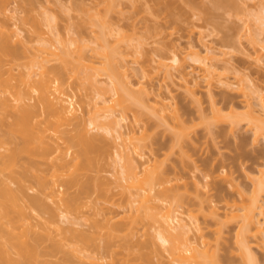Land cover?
Listing matches in <instances>:
<instances>
[{
    "label": "rangeland",
    "instance_id": "rangeland-1",
    "mask_svg": "<svg viewBox=\"0 0 264 264\" xmlns=\"http://www.w3.org/2000/svg\"><path fill=\"white\" fill-rule=\"evenodd\" d=\"M224 1L218 6L217 0H115V7L109 9L107 0H9L6 3L7 10L0 14V26L6 24L15 28L13 25L19 21L15 19L26 15L29 8L33 7L32 9L37 10H34V14L43 16L46 13V17L55 18L56 22L53 21L56 25L52 23L56 27L55 34L74 36L71 38L82 36L89 42L94 33L87 27H77L83 23H79L81 18H88V15L83 16L84 12L82 14L79 10L81 5H85L98 17L103 15L108 27L113 30L106 37L109 48L117 47L115 42L119 38L132 40H125L128 43L120 45L122 52L127 54V81L130 82L126 86H130V91L125 87L122 91H127L123 96L126 97L125 105H129V108L124 109V120L120 122V127L124 133L134 130L131 135L138 139L146 135L139 151L143 157L136 153H133V157L138 162H148L145 167H151L148 172L154 167L153 173L156 169L162 171L171 181L166 187H180L167 203L179 209L184 223L200 225L202 233L194 232L203 235L211 246V253L215 254L217 263L249 264L241 255L237 241L239 220H232V216L240 212L230 206L235 201L240 204L242 200L250 198L254 188L264 181V139L260 137L256 141L254 132L247 127L246 121L232 128L228 120L217 123L214 117L217 112L227 114L231 109L239 113V117L246 114V100L251 99L256 103L253 87H248L249 84L252 86L251 82L264 90V0ZM4 3L5 0H0V4ZM26 7L28 11L25 10ZM67 33L69 36L65 35ZM24 34L21 36L28 37ZM93 47L96 45L91 43V48ZM205 47L216 51L215 54L220 59L218 71L232 84L230 88L214 85L212 95H209L207 84L196 77L199 66L187 57L190 48H195L204 55ZM173 52L186 59L184 68L192 75L188 78H199V85L192 88L194 93L187 91L176 70H171L174 74L177 72L175 76L172 73V79H164L163 73L156 72L155 68L160 64L173 66ZM197 76L200 75L197 73ZM105 83L102 86L106 87ZM77 85L74 83L68 90L79 114L86 115L92 103L98 101L97 92L94 88L86 87L85 90ZM242 85L245 94L241 91ZM157 94L174 98L169 97V100L172 99L179 119H163L156 115L153 107ZM131 97L140 102L136 103ZM255 110L257 114H262L261 119L264 120L261 109L256 107ZM135 116L140 117V123H134ZM90 134H103L100 138L111 147L109 152L112 159L109 156L106 160L112 161L116 154L115 148H112L113 135H104V132L96 130ZM181 134L185 137L178 142L176 137ZM119 165L116 168L106 166L100 171L96 165L78 171L71 168V173L76 174L79 184L68 193L81 194V197L67 217L77 225L70 224L68 219L63 220L59 206L54 201L47 200L48 208L59 215L50 224L53 236L70 246L67 248L69 251L83 248L82 245L69 242L71 230L92 237L102 248L107 245L110 247L100 250L101 252H93L95 247H92L91 251H85L80 257L82 263L75 259L73 264H92L94 259L100 260L98 262L102 264H171L167 253L160 247L161 243L149 240L147 234H153L154 231L147 226L146 221L138 220L135 227L130 226L135 215L128 212L127 196L118 185L119 176L115 171L119 169ZM37 170L51 179L49 164H43ZM5 175L7 172L0 173V181H6ZM97 178V185L100 187H96L94 183ZM86 184H90V188L83 193L80 186ZM10 186L16 188L14 184ZM61 189L65 190V187ZM29 194L38 195V192L29 191ZM27 212L35 216L31 221L33 224L49 220L48 214L38 217L30 210ZM110 222L114 226H128L113 231ZM58 224L66 232L68 229L69 233L57 236L53 230ZM194 232L190 234L194 235ZM250 242L257 264H264V236L250 239ZM31 243L35 244L33 241ZM48 245L49 243H44L40 246L39 251L43 255L39 260L45 264L61 263V252L54 253L53 256L44 254L50 253ZM13 258L19 260L16 254H13Z\"/></svg>",
    "mask_w": 264,
    "mask_h": 264
},
{
    "label": "bare ground",
    "instance_id": "bare-ground-1",
    "mask_svg": "<svg viewBox=\"0 0 264 264\" xmlns=\"http://www.w3.org/2000/svg\"><path fill=\"white\" fill-rule=\"evenodd\" d=\"M8 1L0 4V14L7 10ZM107 1L109 9L115 7V0ZM223 2L225 1L217 0L215 3L219 6ZM32 8L29 10L26 7L25 10H29L25 11L26 15L15 19L19 20V23L13 25L15 28L6 24L0 26V173L7 172L6 181H0V264H45L39 260L43 255L39 249L44 243H49L47 248L50 249V253H44L45 255L53 256L58 252L62 254L61 263L54 264H73L75 259L82 263L80 257L85 251H91L92 247H95L93 252L103 251L107 247L110 249L109 245L102 248L96 244L95 239L83 232L71 230L72 237L69 242L82 245L83 248L67 250L70 246L60 242L52 234L50 224L54 223L59 215L55 210L49 209L46 202L54 201L61 209L63 220H69L67 215L76 207L81 197V194L68 193L79 184L76 174L71 173V168L74 167L78 171L96 165L100 171L106 166L118 167L119 163L121 166L115 171L119 176L118 185L127 196L128 212L135 215L130 226L135 227L138 220L146 221L147 226L154 231L153 234H147L149 240H158L161 243L160 247L167 253L171 264H220L217 263L215 254L211 253V246L203 235H198L202 233L200 225L184 223L179 209L167 203L180 187H166L171 181L162 171L156 169L158 172L153 173L154 167L149 170L152 171L151 174L148 172L151 167L145 168L148 162H138L133 157V153L143 157L139 151L142 148L141 141L146 139V135L138 139L131 135L134 130L133 133L122 132L120 122L124 120V109L129 108V105H125L126 97L123 96L127 91H122L130 82L127 81V54L122 52L120 45L127 44L125 40L130 39L119 38L115 42L117 47L109 48L106 37L113 30L108 27L103 15L98 14V17L85 5H81L79 10L82 14L84 12L83 16L88 15V18L83 17V20L80 17L79 23H83L77 27H87L94 33L89 42L81 34L80 38L55 34V18L46 17V13H41L43 16L34 14V10H37ZM75 18L79 20L78 17ZM96 27L99 29L95 30ZM21 32L28 37L24 33L25 38L21 36ZM65 35L69 36L68 33ZM90 42L96 47L91 48ZM212 50L214 49L205 47L206 52L201 55V51L190 48L187 54V57L199 66L197 73L200 76L195 73L196 77L207 84L209 95H212L214 85L232 87L227 78L218 71L220 59L215 54L216 51ZM172 57L173 66L160 64L155 68L156 72L163 73L164 79H170L174 74L172 71L176 70L187 91L194 93L192 88L199 85V78L196 80L194 74L195 79L188 78L192 75L184 68L186 59L180 58V54L173 52ZM123 62H126V65ZM74 83L85 90L86 87L96 89L98 101H92V105L90 103L92 107L89 106L91 109L86 115L79 114L74 98L68 90ZM104 83L106 87L102 86ZM251 84L252 86L249 84L248 87H253L256 103L251 99L246 100V114L239 117V113L231 109L227 114L217 112L214 119L217 123L228 120L232 128L246 121L247 127L253 130L255 140L258 141L260 137L264 139V120L255 108L259 107L264 116V90L255 83ZM241 89L245 94L244 87ZM169 97L173 98L170 95ZM169 97L156 95L153 107L156 115L163 119H179L177 109ZM131 98L136 103L140 102L134 97ZM140 121L139 116L134 117L135 124ZM90 129L104 132V135H113L112 148H115L116 154L113 155L112 161L106 160V157L110 156L111 147L100 138L103 134L91 135ZM183 136L181 134L176 137L178 142ZM110 157L112 159V156ZM43 164L50 165L51 179L38 172L37 167ZM63 177L69 179L63 180ZM98 181V178L94 179L96 187H100L97 185ZM10 184H14L16 188H11ZM89 185L80 186L81 191H88ZM62 187H65V190H62ZM29 191H37L38 195H30ZM231 207L240 212L233 215L232 220H239L237 241L241 255L249 264H257L250 239L264 236V181L254 188L250 198L242 200L240 204L235 201ZM28 210L38 217L48 214V222L33 224L31 221L35 216L29 214ZM70 224L75 225L72 222ZM107 224L109 225L108 222ZM121 226L109 227L118 231L128 224ZM66 230L67 232L58 224L53 232L57 236L67 235L69 232ZM192 231L198 234H190ZM13 254H16L19 260H15ZM93 261L92 264H102L98 259Z\"/></svg>",
    "mask_w": 264,
    "mask_h": 264
}]
</instances>
